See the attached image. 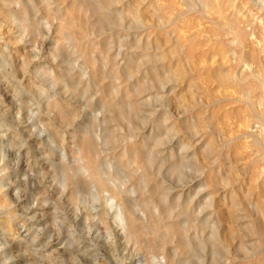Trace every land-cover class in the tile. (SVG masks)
I'll list each match as a JSON object with an SVG mask.
<instances>
[{"label":"rangeland","instance_id":"1","mask_svg":"<svg viewBox=\"0 0 264 264\" xmlns=\"http://www.w3.org/2000/svg\"><path fill=\"white\" fill-rule=\"evenodd\" d=\"M0 264H264V0H0Z\"/></svg>","mask_w":264,"mask_h":264},{"label":"bare ground","instance_id":"2","mask_svg":"<svg viewBox=\"0 0 264 264\" xmlns=\"http://www.w3.org/2000/svg\"><path fill=\"white\" fill-rule=\"evenodd\" d=\"M205 7H206V6H205ZM212 8H213V7H212ZM220 15H221V14H220ZM233 32H234V31H233ZM86 163H87V162H86ZM90 165H91V164H90ZM94 165H95V164H94ZM95 168H96V167H95ZM90 172H91V171H90ZM98 172H99V171H97V173H98ZM104 172H105V171H104ZM93 173H94V171H93ZM97 173H96V174H95V173L93 174V176H94V177H93V181H94V182L97 181V182L100 184V185H99V188L102 187V186H106L107 184H109V182L106 184V182H104V180L101 179L102 176L100 177L99 175H97ZM86 174H87V172H86ZM91 174H92V173H91ZM91 174H90V175H91ZM100 175H101V173H100ZM103 177H104V176H103ZM103 177H102V178H103ZM87 179H89V176H88ZM94 179H97V180H94ZM104 179H105V178H104ZM109 179H110V178H109ZM109 179H108V180H109ZM89 180H90V179H89ZM91 180H92V179H91ZM105 180H106V179H105ZM91 183H92V181H91ZM98 183H97V184H98ZM95 184H96V183H95ZM101 185H102V186H101ZM95 186H96V185H95ZM110 186H111V185H110ZM121 186H122V185H121ZM106 187H107V186H106ZM109 188H110V187H109ZM113 188H114V187H113ZM113 188H112V189H113ZM106 189H107V188H106ZM108 191H110V190H108ZM117 193H118V192H117ZM120 193H121V192H120ZM117 195H118V194H117ZM122 195H123V193H122ZM120 196H121V195H120ZM121 197H122V196H121ZM111 199H112V198H111ZM119 199H120V198H119ZM121 199H122V198H121ZM125 199H126V198H125ZM114 200H115V199H114ZM114 200H113V201H114ZM111 201H112V200H111ZM115 202H116V201H115ZM115 202H112V203H115ZM120 202H121V201H120ZM115 204H116V203H115ZM118 204H119V203H118ZM120 205H121V204H120ZM116 207H117V205H116ZM118 208H121V207H117V209H118ZM117 209H116L117 216H118L117 218L119 219V221H120V220L122 221V219H123V222H124V221H125L124 218H123V217H124V212H123L124 210H121L122 212H120V210H119V209L117 210ZM122 213H123V216H122Z\"/></svg>","mask_w":264,"mask_h":264}]
</instances>
